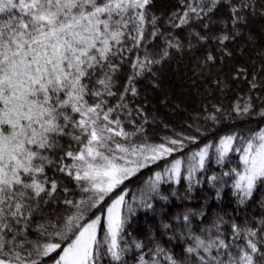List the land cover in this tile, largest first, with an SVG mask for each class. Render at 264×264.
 <instances>
[{
    "label": "snow or ice",
    "instance_id": "obj_1",
    "mask_svg": "<svg viewBox=\"0 0 264 264\" xmlns=\"http://www.w3.org/2000/svg\"><path fill=\"white\" fill-rule=\"evenodd\" d=\"M185 57L180 95L203 99L177 128L185 75L168 71ZM238 120L258 127L186 151ZM259 125L264 0H0V264H264ZM232 152L242 167L204 181L209 204L129 231L178 195L162 185L191 191Z\"/></svg>",
    "mask_w": 264,
    "mask_h": 264
},
{
    "label": "trees",
    "instance_id": "obj_2",
    "mask_svg": "<svg viewBox=\"0 0 264 264\" xmlns=\"http://www.w3.org/2000/svg\"><path fill=\"white\" fill-rule=\"evenodd\" d=\"M167 0H162V6L165 4ZM247 59V58H245ZM183 64H186L189 66L190 61L188 60L187 57L183 59V61H174L171 66L170 70L168 71V75L171 74L172 68L179 67ZM191 75V70L189 71ZM235 93H230L231 95H234ZM185 104L188 105L190 108V112L195 114V109L199 108L200 102L201 101H196L192 94L190 93L189 95L185 96ZM215 103V101H212ZM228 101H225V104L227 105ZM191 114V113H190ZM186 119V117H185ZM184 121V118L178 116L177 118H174L172 120L173 124L177 125V128H179V125L181 122ZM189 123L191 121H188ZM200 124H196L195 127H200ZM259 126H264V125H259ZM207 127V132L199 136V140L197 144H190L188 145V148L186 151L189 152V154L192 151H198L200 147H203L204 144L206 143H213L215 144L218 142V139L220 136L226 135L230 132L233 131H239V132H244L247 134V130L250 128H257L258 124L256 120H253L251 123L247 122H241V121H236L235 124L226 121L224 124L213 128L210 124L206 126ZM186 133L188 134H194V128L189 130L185 129ZM162 134V133H161ZM210 159L214 161L215 158V149H211L209 153ZM240 153L232 152L229 153V158L226 160V167L221 168L220 166L216 165L214 162L210 163L208 165V170L206 173L203 175L201 173H197V176L200 178L201 183L197 187H194L191 191H188L187 187V181L183 180L181 184H168V185H162V188L164 189L166 194H170L171 192H176L178 195L176 197H170V201L165 204V202L161 201L159 203H154V207L156 208V212L153 213L149 210L145 209H138L137 215L134 218V220L130 224L129 231L132 233H137L143 231V229L146 226L149 225H155L156 223L159 222L160 219V213L161 211H167L168 209H171V212H177L181 208H191L194 211L198 210L202 204L207 205L211 201L209 198H211L215 192V189L211 187L210 184L204 183V181L210 177L211 175H219L223 171H229V169L232 168H240L242 167L241 161L239 160ZM158 170V169H157ZM150 173L145 172L144 176L149 175ZM187 175V161L185 162V166L182 167V176ZM138 183V181H137ZM256 197L258 198V201L264 202V187H260V189L256 192ZM185 197H189L188 199H185ZM231 199V196L229 195L228 197H225L224 202L221 207H224L226 211L229 213L232 212V208L235 207V205L229 204V201ZM260 207L258 203H252L249 208L248 212L249 213H258L260 211ZM212 211L215 212L217 211V206L216 204H213L212 206ZM171 212L169 213L171 215ZM243 213H241L242 215ZM130 264L132 262L130 261Z\"/></svg>",
    "mask_w": 264,
    "mask_h": 264
},
{
    "label": "rangeland",
    "instance_id": "obj_3",
    "mask_svg": "<svg viewBox=\"0 0 264 264\" xmlns=\"http://www.w3.org/2000/svg\"><path fill=\"white\" fill-rule=\"evenodd\" d=\"M190 70L191 69L186 64H183V65H181L179 67L172 68V70H171V74L169 75V77H171L173 73H183L185 75V83H184V85L180 89L177 90V96H176V101L177 102L183 101V103H185V100H186L185 96L186 95L181 96L180 93L181 92H189V89L191 88V81L188 79V76H190L189 75L190 74V72H189ZM175 79H176V81H180V79H181L180 75H176L175 76ZM191 94H192V96L194 97V99L196 101H201L203 99L202 94L201 93H197L196 90H195V88H192ZM165 111H167V110H165ZM190 111L191 110L188 107L187 108V113H186L185 117L188 114H190V113H191V115H193V113L190 112ZM177 117L178 116H176L175 118H177ZM185 117H184V119H185Z\"/></svg>",
    "mask_w": 264,
    "mask_h": 264
}]
</instances>
